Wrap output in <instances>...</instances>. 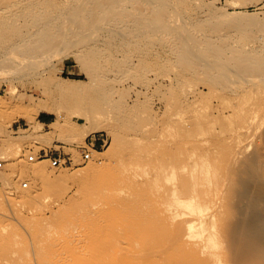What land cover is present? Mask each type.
Segmentation results:
<instances>
[{
	"label": "rangeland",
	"instance_id": "374dc122",
	"mask_svg": "<svg viewBox=\"0 0 264 264\" xmlns=\"http://www.w3.org/2000/svg\"><path fill=\"white\" fill-rule=\"evenodd\" d=\"M36 1L65 12L82 2ZM197 3L253 14L254 34L236 38L245 48L264 42V34L257 38L264 0ZM19 4L10 15L21 29L3 33L0 57L31 36L23 23L29 9L22 3L19 13ZM68 49L31 68L25 56L12 55L24 67L14 61L18 71L0 77V264H264V79L227 88L186 71L169 48L151 54L134 45L93 55L107 84H91ZM110 88L101 105L90 102ZM107 101L118 106L109 110ZM42 109L52 116L46 127L38 121ZM28 110L32 124L19 117ZM109 111L116 117L101 120L110 134L85 136L82 119ZM42 149L64 150L73 163L53 167L39 159ZM102 164L114 170L105 182L60 176L34 202L19 196L42 184L32 167L70 176Z\"/></svg>",
	"mask_w": 264,
	"mask_h": 264
},
{
	"label": "bare ground",
	"instance_id": "6f19581e",
	"mask_svg": "<svg viewBox=\"0 0 264 264\" xmlns=\"http://www.w3.org/2000/svg\"><path fill=\"white\" fill-rule=\"evenodd\" d=\"M81 1L80 5L77 4L72 10L65 12L59 10V8L54 9V7H51L52 9H49L50 6L46 7L45 5L44 7L41 5L42 3L36 0H0V37L3 33H17L20 31L21 24L17 25V20L12 17L15 13H12L13 9L11 10L14 5L16 6L19 3L21 5L22 3L25 4L24 6L29 9L30 16H26L23 23H25L24 27L31 33L30 37L26 36L24 38L23 44H21L18 51L8 52L0 57V77L2 76L1 78H4V80L7 79L5 75L18 71L21 63L22 65L24 64L22 61L19 64L17 60L20 65L18 67L15 64L17 61L14 60L16 61L15 63L13 61L16 58H13L12 61L9 60L12 55L18 56L21 54L25 56V64L27 63L30 67V64L39 62H36L39 57L42 58L43 55H49L65 47L75 51L74 55L77 61L87 72L89 83L105 84L107 82L105 69L99 62L94 61L92 56L95 55L100 58L105 53L115 54L120 48H132V46L136 45L139 48L149 49L148 52L151 54L159 53L161 51L159 50L160 47L169 48L175 54L177 62L187 69L186 71L206 76L219 83V85L228 86L229 88L246 85L256 79H264V42L254 48H245L236 38L238 34L243 36L254 34L253 26L256 21L253 14L244 12L226 13L219 8L207 7L204 3L202 5L199 4V6L198 0ZM20 8L18 9L21 12L16 9L19 13H23L26 10L22 12V8ZM16 10L14 11L16 12ZM17 12L16 14H19ZM19 18L22 19V17ZM259 26L257 38L261 40L262 37H258V35L264 34V29L261 25ZM21 55L20 57H22ZM130 63L131 65L134 64L132 61ZM28 71L30 70L28 69ZM84 91L86 90H83V93H86ZM113 91L114 89L110 88L104 94L99 93L100 96L95 94L91 96L90 102L94 106H99V104L101 105L99 103L100 98L102 96L105 99L106 96L109 98V93ZM108 102L106 104L109 109L113 102ZM116 104L118 106V103ZM112 105L115 106L114 104ZM59 111H56L58 118L60 120L65 119V116ZM34 114L28 110L25 113L23 112V114L19 113V117L24 120L28 119L29 123L32 124L35 121ZM101 116L102 118L97 116L82 119L85 136L96 133L110 134L108 130L110 128L106 126L108 124L104 125L102 120L103 118L114 119L116 114L114 115L112 111H109L108 116L100 114ZM57 126L59 125L56 123L52 125L54 130L58 129ZM30 131L31 134L36 135L37 133L35 127H31ZM31 170L32 174L35 172L37 175L39 174V177L41 176L42 184L35 182L36 184L33 185L30 192L22 193L19 191V196L24 201L34 202L33 200L41 195L40 191L49 190L51 192L54 187H52L53 180L60 176L75 180L82 175V183L84 185L85 183H93L94 186V183L107 181L113 169L109 165L103 164L102 166H89L83 172L70 176L63 173L58 175L53 172L44 174L42 172V175L40 174L42 169L35 167H32ZM108 183L106 182L105 184L107 185ZM112 184L114 185L115 183L112 182ZM125 184L127 185V183ZM129 185L131 186V184ZM109 187L111 188V186ZM91 189L93 191V187ZM89 190L90 188L84 191ZM92 191L90 190L89 192Z\"/></svg>",
	"mask_w": 264,
	"mask_h": 264
},
{
	"label": "built area",
	"instance_id": "2783aa9c",
	"mask_svg": "<svg viewBox=\"0 0 264 264\" xmlns=\"http://www.w3.org/2000/svg\"><path fill=\"white\" fill-rule=\"evenodd\" d=\"M22 126H23L22 124L21 125L19 124L17 126V130L21 129ZM12 128H13V130L15 129L14 127H12ZM91 146L94 148L95 145L91 144ZM83 158H84V160H89L91 158V154L88 151H85V153L83 154ZM39 159L50 160L52 166L56 167V168L66 167L68 165H72V163H73L71 158H69L67 156H52V155L45 154V153L39 154ZM29 160L34 161V157H30ZM4 164H5V162L0 159V173L2 172V170L4 168ZM23 187L27 188L28 184L24 183Z\"/></svg>",
	"mask_w": 264,
	"mask_h": 264
},
{
	"label": "crops",
	"instance_id": "0c3cea01",
	"mask_svg": "<svg viewBox=\"0 0 264 264\" xmlns=\"http://www.w3.org/2000/svg\"><path fill=\"white\" fill-rule=\"evenodd\" d=\"M42 110H43L41 111L42 114L40 113L38 121L39 123L43 124L44 127H46L51 124L52 116L49 115L51 113L48 111V109H42ZM42 153L49 154L52 156H66L67 155V153L64 150H56V149H42L40 151V154Z\"/></svg>",
	"mask_w": 264,
	"mask_h": 264
}]
</instances>
